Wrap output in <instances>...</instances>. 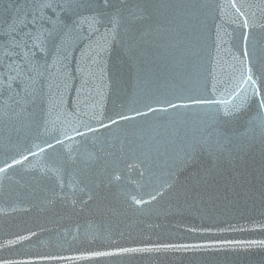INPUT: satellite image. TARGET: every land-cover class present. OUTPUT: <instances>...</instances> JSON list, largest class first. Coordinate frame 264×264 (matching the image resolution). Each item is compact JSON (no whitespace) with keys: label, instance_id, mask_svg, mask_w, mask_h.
I'll return each instance as SVG.
<instances>
[{"label":"water","instance_id":"95a60500","mask_svg":"<svg viewBox=\"0 0 264 264\" xmlns=\"http://www.w3.org/2000/svg\"><path fill=\"white\" fill-rule=\"evenodd\" d=\"M63 2L0 0V25L5 19L16 17L17 10L21 16L25 12L39 14V9L31 6L40 4L51 5L43 11L55 19V12L59 11L57 5ZM137 2L150 7L146 18L135 22L136 31L127 41L135 63L130 62L128 52L115 45L106 54L105 79H97L92 85L93 91L98 83L107 85L103 99L98 95L91 98L103 104L105 117L115 119L119 112L133 118L98 129L95 137L88 134L81 139L74 154L75 163L65 164L66 198L53 199V189L59 191L56 178L51 172L40 171L38 158L29 157L28 163L14 166L0 176V245L17 235L35 233L28 240L0 248V259H31L36 264H47L36 261V257L73 256L83 250L108 251L163 243L264 240V230L254 227L264 224V133L256 119L255 106L223 118L224 131L231 143L225 145L219 158L200 153L190 166L177 173L172 187L165 189L155 201L135 205L128 198V192L137 191L130 180L146 182L149 172L141 179V170L149 168L155 177L166 179L164 173L171 171L169 165L182 146L178 139L174 140L165 132L164 126L173 116L171 112L136 117L129 109L145 112L142 107L145 92L153 90L157 95L164 92L178 82L174 80L177 74L187 75L190 81L187 86L194 90L203 86L206 77L210 86L208 74L213 67L212 57L216 56L212 16L218 13V9H213L221 0H128L129 5ZM193 4L209 7L175 8ZM9 5L11 9L5 13ZM155 5L161 7L155 8ZM225 27L231 30L234 26L226 24ZM253 41L258 61L260 50L264 49V29H253ZM2 42L0 38V44ZM222 47L217 71L224 75L229 71L231 56L226 51L228 44ZM2 52L0 48V55ZM186 63L190 64L187 70ZM137 68L142 74L139 83ZM71 95H75L74 89ZM83 96H88L87 91ZM2 103L3 97H0ZM43 107L37 101L14 106L13 111L19 115L0 116V162L5 156L14 155L13 145L17 142L27 148L37 133L43 132ZM174 119V126L182 130L184 120L189 129L199 127L191 110L178 109ZM104 122L108 123L107 119ZM40 138L47 137L41 135ZM55 151L63 152L59 147ZM52 155L48 154L49 164ZM64 158L67 160L66 155ZM129 165L133 167L129 169ZM117 175L121 177L119 181L114 179ZM73 179L88 183L91 192L81 193L82 184L74 190L70 186ZM89 194L91 200H88ZM191 228H211L212 231L192 232ZM232 228L245 230L232 231ZM55 264H264V248L169 249Z\"/></svg>","mask_w":264,"mask_h":264},{"label":"snow or ice","instance_id":"6c2138e0","mask_svg":"<svg viewBox=\"0 0 264 264\" xmlns=\"http://www.w3.org/2000/svg\"><path fill=\"white\" fill-rule=\"evenodd\" d=\"M31 7L38 8L39 14L25 12L21 16L20 10H17L16 17L5 19L3 25H0L3 27L0 32V38L3 40L0 44L3 49L0 55V97H3L0 116L9 117L10 113L19 115V112L13 111L14 106L39 101L44 106L43 132H38L36 139L27 148H22L19 142L13 145L16 149L14 155L5 156L0 162L3 165L0 166V176L12 170L14 166L28 163L29 157L38 158L40 171L51 172L56 178L59 191L53 189V199L66 198L63 179L65 164L75 163L74 154L81 139L88 134L95 137L98 129H107L109 125L115 126L120 121L127 122L133 118L119 112L115 114V119L105 117L103 104L91 98L98 95L102 100L103 89H106L107 85L98 83L95 91L92 85L97 79H105L106 54L115 45H120L128 52L130 62L135 63L132 47L127 41L132 39L136 31L135 22L146 18L145 14L150 6L139 2L129 5L128 0H64L63 4L57 5L59 11L55 12V19L46 16L43 11L45 7H52L51 5L40 4ZM197 7L209 5L175 6L176 9ZM10 9L11 5L4 10L5 13H9ZM215 9H218V13L212 16V22L216 30V56L212 57L213 67L208 74L211 77L210 86L206 77L203 86L194 90L187 86L190 83L187 75L177 74L174 80L178 82H174L164 92L158 95L153 90L145 92L146 101L142 104L145 112L136 108L129 109L136 117L148 113L171 112L173 116L170 117L169 124L164 126L165 132L174 140L178 139L182 145L169 165L171 171L164 173L166 179L160 180L149 168H145L139 173L141 179H144L145 172H149L145 183L142 184L138 180L129 181L137 189L127 193L135 205L155 201L165 189L172 187L177 173L190 166L200 153L219 158L225 151V145L231 143L230 137L224 131V117L255 106L256 119L261 132L264 133V49L260 50L257 61V50L253 41V29H264V0H221L214 6L213 11ZM226 24L234 27L229 30L225 27ZM224 44H228L226 51L231 56V62L228 65L229 71L222 75L217 71V66ZM188 67L190 64L186 63V70ZM141 79L142 74L137 68L136 80L139 83ZM73 89L74 96L71 95ZM85 91L88 93L87 97L83 96ZM178 109L191 110V115L199 121V127L189 129L187 120L181 121L183 130L175 127L174 117ZM105 119L108 123L104 122ZM249 124L251 125L252 121H249ZM41 135L47 138L41 139ZM58 147L63 150L62 153L55 151ZM49 153L53 154L51 164L47 162ZM89 157L91 158V154ZM128 167L131 169L133 166ZM114 179L119 181L121 177L117 175ZM81 184L83 186L79 187ZM70 186L74 190L79 187L81 193L91 192L89 184L83 180L73 179ZM144 188H149V191H143ZM187 191L190 189H186ZM144 196H147L148 200H145ZM91 199L89 194L88 200ZM254 227L264 230V224ZM190 231L211 232L212 229L191 228ZM32 235L35 233L28 236L17 235L15 239L0 245V248L16 245L28 240ZM256 246L264 248V240H213L194 244L163 243L142 247H117L108 251L83 250L73 256L41 255L36 257V261L55 264L57 261H89L100 257L169 249L223 250ZM0 264L36 262L31 259H0Z\"/></svg>","mask_w":264,"mask_h":264}]
</instances>
